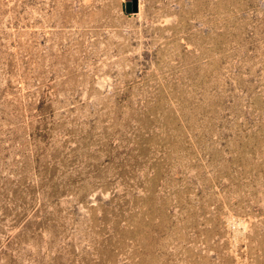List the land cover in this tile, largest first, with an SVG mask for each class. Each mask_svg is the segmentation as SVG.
<instances>
[{
	"label": "rangeland",
	"instance_id": "obj_1",
	"mask_svg": "<svg viewBox=\"0 0 264 264\" xmlns=\"http://www.w3.org/2000/svg\"><path fill=\"white\" fill-rule=\"evenodd\" d=\"M132 2L0 0V264H264V0Z\"/></svg>",
	"mask_w": 264,
	"mask_h": 264
},
{
	"label": "water",
	"instance_id": "obj_2",
	"mask_svg": "<svg viewBox=\"0 0 264 264\" xmlns=\"http://www.w3.org/2000/svg\"><path fill=\"white\" fill-rule=\"evenodd\" d=\"M129 1V0H128ZM133 2H132V4H133V6H135L136 4H135V0H132ZM129 3V2H128Z\"/></svg>",
	"mask_w": 264,
	"mask_h": 264
}]
</instances>
